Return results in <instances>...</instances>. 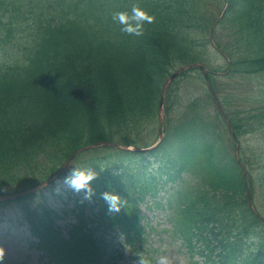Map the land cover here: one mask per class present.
I'll list each match as a JSON object with an SVG mask.
<instances>
[{"label": "trees", "instance_id": "1", "mask_svg": "<svg viewBox=\"0 0 264 264\" xmlns=\"http://www.w3.org/2000/svg\"><path fill=\"white\" fill-rule=\"evenodd\" d=\"M227 2L215 38L230 69H219L246 76L247 93L264 92V0H0V193L41 183L84 145L149 143L172 70L218 59L205 35ZM133 4L155 17L139 37L123 33L111 18ZM27 12L30 20L21 19ZM211 84L217 88L216 79ZM172 95L170 89L168 114ZM256 105L244 115L227 111L237 135L264 124V106ZM201 114L182 113L175 125L167 117L165 141L147 154L105 147L77 155L76 167H92L99 176L91 182V202L73 197L78 222L66 232L57 210L24 202L36 193L18 198L36 245L55 264H114L112 239L105 235L118 230L134 243L144 233L140 205L161 182L147 177L143 162L156 156L164 160L158 170L171 178L196 164L203 175L209 190L186 188L176 195L182 205L176 221L190 246L196 241L205 247L206 264H264V213L253 211L249 176L227 151V123ZM104 191L127 200L119 213L108 212Z\"/></svg>", "mask_w": 264, "mask_h": 264}, {"label": "rangeland", "instance_id": "2", "mask_svg": "<svg viewBox=\"0 0 264 264\" xmlns=\"http://www.w3.org/2000/svg\"><path fill=\"white\" fill-rule=\"evenodd\" d=\"M219 9L220 8H217V14L215 16L218 15ZM191 74L189 80L186 79V81H180L176 84L177 92L174 96L176 105L173 107V119L178 118L177 109L184 111L186 105L194 98H197L195 100H198L199 104L198 110L200 111L197 112L203 113L201 114V117L218 119L217 107L215 101L211 99L210 95H208L209 87L206 80L201 77L200 72L195 71ZM218 75L217 86L221 94L227 98L226 103L228 102V106L226 105V107L230 113L236 114L238 111L243 112V110L248 108L251 104L255 105L246 97V92L249 91L251 87L248 79L238 74L225 76V73H219ZM224 108L225 106L223 109ZM156 122L159 124L158 119ZM173 124H175V122H173ZM222 127L224 128L223 125ZM263 128L251 132L246 138H244V146H248L247 149H249V147H256V149L262 153L260 155V161L256 163L260 167H264ZM226 141L232 145L235 140L230 134H227ZM233 153H237L236 149L233 150ZM239 154L240 153H238V155ZM239 157H243V154L239 155ZM186 174L187 178H192L191 175L188 173ZM57 181L43 190V196L32 198L28 200V202L31 201L38 209L41 208V205L47 204L59 210L63 215L62 218H58L57 224L61 225L66 231L68 225L75 221L70 210L73 206V202L71 200L70 203H68L69 196L77 194L58 184ZM58 189L61 190L58 192ZM11 192H13V189ZM163 201H166V197L163 198ZM142 209L149 217L150 223L147 224V230L149 231L150 225H154L157 229V231H153L152 234L148 236L149 241L147 242V247H150V254L153 256L151 264H156V260L161 256L168 257L170 264H195L194 258L191 257V254L182 245L181 240L174 237L172 232L166 230L172 228V225L167 218L169 209L166 207L163 209L155 208L153 210V207L149 209L145 208V206H142ZM30 232L29 224L26 222L18 202H0V244H3L7 248L6 260L3 264H54L42 255L41 250L32 245V241H34L35 238ZM115 242L118 248L119 243H122L119 248L124 252L122 262L124 264H131V261L133 260L132 249L123 244L125 242L121 240V237H118ZM199 259L200 257L198 256L195 258V260Z\"/></svg>", "mask_w": 264, "mask_h": 264}, {"label": "clouds", "instance_id": "3", "mask_svg": "<svg viewBox=\"0 0 264 264\" xmlns=\"http://www.w3.org/2000/svg\"><path fill=\"white\" fill-rule=\"evenodd\" d=\"M112 20L121 26V31L130 36H142L144 34L145 24L154 23L155 17L149 14L139 4H133L130 11H116L112 13ZM113 175H121V171L113 172ZM99 173L92 167L79 168L70 167L64 177L57 181L58 184L67 188L77 195H81V203L85 201L91 202L96 195L92 186V181L97 179ZM61 189H58V192ZM100 198L108 205V212L119 213L125 207L127 200L123 199L118 193L113 191H104L100 194ZM7 248L0 244V264L6 260ZM131 264H151L145 258L143 252H137ZM156 264H170L168 257L161 256L156 260Z\"/></svg>", "mask_w": 264, "mask_h": 264}, {"label": "water", "instance_id": "4", "mask_svg": "<svg viewBox=\"0 0 264 264\" xmlns=\"http://www.w3.org/2000/svg\"><path fill=\"white\" fill-rule=\"evenodd\" d=\"M184 69V68H183ZM183 69H180L179 71H177L176 73H174V74H172L169 78H168V80H167V82H166V84H165V87H164V91H163V94H162V98H161V104H160V116H161V118H162V114H163V104H164V100H165V94H166V92H167V90H168V88H169V86H170V84H171V82H172V80L183 70ZM98 144H93V145H90V146H86V147H84V148H89V147H94V146H97ZM102 145H113V146H117V147H120V148H122V149H128V150H132V151H146V150H148V149H143V148H139V147H133V148H131V147H128V146H121V145H119V144H117V143H115V142H110V141H105V142H102ZM71 163V160L69 161V163H67V165H65V167L61 170V171H59L56 175H60L61 174V172L64 170V169H66L67 168V166H69V164ZM55 175V176H56ZM46 183V182H45ZM42 185H40V186H37V187H35V188H39V187H41ZM14 195H11V196H2V195H0V199H9V198H12Z\"/></svg>", "mask_w": 264, "mask_h": 264}]
</instances>
